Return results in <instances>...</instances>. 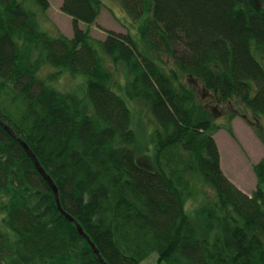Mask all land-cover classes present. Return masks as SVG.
<instances>
[{
  "label": "trees",
  "instance_id": "16d2710c",
  "mask_svg": "<svg viewBox=\"0 0 264 264\" xmlns=\"http://www.w3.org/2000/svg\"><path fill=\"white\" fill-rule=\"evenodd\" d=\"M32 1L39 12L0 0V119L104 260L142 264L155 253V264H264V157L255 189L242 191L214 137L225 128L236 139L233 127L209 104L236 99L252 127L264 118V0H120L140 21L141 45L80 27L96 22L102 0H63L72 37L44 30L50 1ZM46 64L57 68L50 80L82 75V93L42 78ZM133 102L149 115L145 136L133 127ZM0 264H101L1 125Z\"/></svg>",
  "mask_w": 264,
  "mask_h": 264
},
{
  "label": "rangeland",
  "instance_id": "374dc122",
  "mask_svg": "<svg viewBox=\"0 0 264 264\" xmlns=\"http://www.w3.org/2000/svg\"><path fill=\"white\" fill-rule=\"evenodd\" d=\"M24 1L32 6L33 9L39 10V7L36 6L32 0ZM49 1V9L46 11L45 15L40 17L42 28L54 35L61 32L68 37H72V18L60 9L63 0ZM102 1L103 5L96 22L89 27L84 23H80V27L89 29L91 36L95 39L104 40L108 31H114L122 34H130L140 43L138 33L140 21H135L124 10L120 0ZM56 70L57 68L46 64L40 70V75L60 90H76L78 93H82V85L80 86L84 81L82 75L73 76L68 72H63L57 75L56 78L50 80L48 78L49 75ZM118 80L120 83H123L125 80L124 76L121 74L118 75ZM12 95L13 92L10 91L3 93L2 101L5 105H8ZM207 97L208 94H205L204 98ZM209 104L210 108L215 112V121L220 125H231L236 136V139H233L225 128L219 129L214 133L220 150L221 167L225 175L237 187L251 194L257 184L253 166L264 157V118H261L260 123H255V127H252L247 121V119L253 120L251 112L243 107L236 99L220 106L212 103V101L209 102ZM131 109L133 110V127L136 131L140 132L141 135L144 134L145 136V133L152 130V125L149 122V115L145 113L139 103L133 102ZM231 113H236L238 115L230 118ZM234 119H236L235 122ZM188 206L194 209L192 201H190ZM188 211L190 212L189 209ZM156 260L157 255L154 253L142 264H155Z\"/></svg>",
  "mask_w": 264,
  "mask_h": 264
},
{
  "label": "water",
  "instance_id": "95a60500",
  "mask_svg": "<svg viewBox=\"0 0 264 264\" xmlns=\"http://www.w3.org/2000/svg\"><path fill=\"white\" fill-rule=\"evenodd\" d=\"M0 125L11 135L13 136L16 140H18L20 142V144L22 145V147L24 148L25 152L28 154V156L32 159L36 169L38 170V172L41 174V176L46 180V182L49 184L50 188L52 189L53 195H54V199H55V203H56V207L58 209V211L65 217L67 218L69 221L73 222L76 226V229L78 231V233L88 242V244L90 245L92 251L94 252V254L96 255L98 261L101 264H108L104 258L102 257V255L100 254L98 248L96 247V245L94 244V242L91 240V238L89 237V235L83 230L82 226L79 224V222L72 216L70 215L66 210H64V208L61 205L60 202V198H59V191L58 188L56 186V184L54 183L53 179L51 178V176L46 172V170L42 167V165L40 164L38 158L36 157V155L34 154V152L30 149V147L28 146V144L10 127L8 126L4 121H2L0 119Z\"/></svg>",
  "mask_w": 264,
  "mask_h": 264
},
{
  "label": "crops",
  "instance_id": "0c3cea01",
  "mask_svg": "<svg viewBox=\"0 0 264 264\" xmlns=\"http://www.w3.org/2000/svg\"><path fill=\"white\" fill-rule=\"evenodd\" d=\"M236 119H234V122H235Z\"/></svg>",
  "mask_w": 264,
  "mask_h": 264
}]
</instances>
